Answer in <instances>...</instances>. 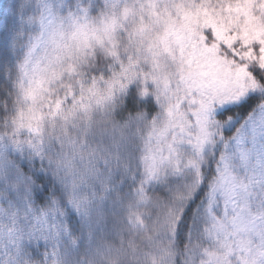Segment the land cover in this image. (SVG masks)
<instances>
[{"label":"snow or ice","instance_id":"1","mask_svg":"<svg viewBox=\"0 0 264 264\" xmlns=\"http://www.w3.org/2000/svg\"><path fill=\"white\" fill-rule=\"evenodd\" d=\"M0 264H264V0H0Z\"/></svg>","mask_w":264,"mask_h":264}]
</instances>
